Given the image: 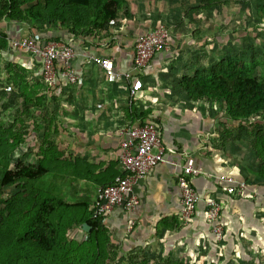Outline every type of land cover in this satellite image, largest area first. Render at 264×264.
Listing matches in <instances>:
<instances>
[{"label": "crops", "instance_id": "0c3cea01", "mask_svg": "<svg viewBox=\"0 0 264 264\" xmlns=\"http://www.w3.org/2000/svg\"><path fill=\"white\" fill-rule=\"evenodd\" d=\"M235 6L236 3L232 9L229 7L223 12L233 14ZM173 14L159 15L156 22L147 17H121L110 29L109 42L97 50L81 41L75 42L73 48L78 55L71 68L77 75L76 83L69 84L60 79L57 86L47 89L43 101L52 111V103L62 100L67 111L37 112V122H41L38 128L47 132L44 145L53 149L49 157L71 162L74 158L82 159L95 166L88 176L100 182L113 170L119 174L122 137L117 133L120 128L131 124L126 118L129 107L134 106L137 111L148 110V117L160 128L163 144L174 151L167 150L164 160L134 185L132 190L138 198L134 208L126 210L117 206L102 218L109 236L107 246L117 255V261L136 260L141 255L150 258L170 255L188 261L187 264H217L220 261L248 264L251 254L264 255V181H259L256 174L259 162L253 151L248 155V166L223 152L220 132L226 123L231 122L224 112H218L222 108L220 102L213 110L211 104L216 102L191 101L180 90V77L189 72L184 64L186 51L192 49L195 40L201 44L211 38L213 32L211 28L203 32L198 27L199 20L188 18L187 23ZM188 16L189 13L185 15ZM217 16H220L219 9L217 14L205 17L208 19L205 26ZM2 22L10 39L24 36L28 31L24 24ZM159 23L169 27L170 44L165 51L150 59L135 82L108 77L98 64L83 61L84 53L103 55L113 59L116 71H129L136 35ZM189 27L194 29L189 30ZM53 36L68 38V33L66 29L54 26L53 30L41 34L43 38ZM14 55H6V58L12 59ZM35 68L39 72L37 64ZM132 85L136 86L135 96L129 94ZM227 149L229 144L225 143ZM186 155L194 158L201 173L191 178L198 201L193 216L184 222L179 216L177 176L182 171ZM227 175L237 179L247 177L251 181L248 191L244 195L226 193L223 178ZM54 177L58 181L55 188L60 197L90 207L97 187L104 184L87 177L75 178L72 168L67 175L57 173ZM210 199L218 200L221 205L218 216L223 233L221 240L214 237L205 217ZM71 231L77 233L78 228Z\"/></svg>", "mask_w": 264, "mask_h": 264}, {"label": "trees", "instance_id": "16d2710c", "mask_svg": "<svg viewBox=\"0 0 264 264\" xmlns=\"http://www.w3.org/2000/svg\"><path fill=\"white\" fill-rule=\"evenodd\" d=\"M172 0H2L0 21L24 24L32 35L41 33L44 24L67 30L68 36L98 49L109 42L111 27L121 17L142 14L167 15ZM229 0L221 1L227 3ZM264 0H256V10L264 13ZM186 12H193L186 8ZM171 11V9H170ZM164 12V13H163ZM38 25L37 29L35 28ZM34 26V27H32ZM43 33V32H42ZM30 34V33H28ZM41 36V34H39ZM51 39H58L53 36ZM10 38L0 28V53H6ZM7 55V54H5ZM23 57V55H21ZM8 59V58H6ZM3 61L4 74L14 75L22 82L16 91L27 100L40 106L44 92L37 88L38 82L28 85L24 74L35 73L9 58ZM198 65V64H197ZM39 77H41L38 72ZM34 77V76H33ZM40 81V80H39ZM17 82V80H13ZM47 91L43 82L38 83ZM178 86L191 101L220 102L225 116L231 121H246L253 140L252 151L259 162L256 174L264 181V76L256 75L253 63L238 55H223L216 62L198 66L192 72H184ZM41 92V95H40ZM126 118L130 122L152 120L149 111H137L129 107ZM252 119V121H250ZM40 131V130H39ZM26 137L20 129L6 127L0 118V264H114L117 255L108 247L109 236L102 225L103 217L93 216V206L82 202H67L52 191L37 189L35 182L49 172L67 175L69 168L74 177L94 179L97 183L110 184L117 170L105 179L88 176L95 166L82 159L71 162L49 157L53 149L41 138V158L36 164L24 163L25 153H17ZM43 143V144H42ZM108 172V171H106ZM249 184L251 181L244 177ZM100 183V184H101ZM102 184V185H104ZM14 186L18 192L8 195L6 187ZM83 223L90 227L83 239L70 237L74 228ZM157 259V260H156ZM127 264H181L178 260H161L149 255L129 258Z\"/></svg>", "mask_w": 264, "mask_h": 264}, {"label": "built area", "instance_id": "2783aa9c", "mask_svg": "<svg viewBox=\"0 0 264 264\" xmlns=\"http://www.w3.org/2000/svg\"><path fill=\"white\" fill-rule=\"evenodd\" d=\"M170 29L164 23L140 32L133 41V62L129 71L118 72L114 61L103 55L83 54V61L98 64L108 77L114 79H127L135 82L138 73L145 68L154 55L163 52L170 44ZM39 35V34H36ZM73 37L50 39L32 34L12 38L10 46L21 53L23 60L20 64L26 69H34L37 64L40 80L48 88L58 85L60 79L69 84H75L77 75L71 68L72 61L78 53L73 48ZM136 86L129 89L131 96L136 95ZM122 137L119 148V174L110 184L100 185L96 189L93 201V216L104 217L113 208L121 206L124 209H132L138 203V198L133 192L134 185L156 164L164 160L167 150L162 142V134L159 126L152 120L135 121L118 130ZM201 173V168L195 164L193 157L186 155L182 171L177 176V184L180 189L179 216L182 221H188L194 214L198 194L191 184V178ZM223 190L228 194L241 195L249 189V183L245 179H237L233 176L223 178ZM206 220L210 231L217 240L223 238L222 227L218 222L221 205L218 200L208 201Z\"/></svg>", "mask_w": 264, "mask_h": 264}, {"label": "rangeland", "instance_id": "374dc122", "mask_svg": "<svg viewBox=\"0 0 264 264\" xmlns=\"http://www.w3.org/2000/svg\"><path fill=\"white\" fill-rule=\"evenodd\" d=\"M221 1L224 0L171 1V11L169 9L167 15L171 14L172 16H174L173 13H175L179 16L178 18H180V20L186 21L187 23L188 18L199 20L200 22L198 27L202 28L203 32H205L207 28H211V32H213V36L203 41L201 44H198V40H195L192 49L187 50L185 53V57L187 58L184 57V60L186 61L184 64L187 68H189V72H192L194 68L198 66H206L216 62L223 55H238L243 60L253 63V70L256 75L264 76V13H262L261 16L257 13L256 0H229L228 2L226 1L227 3H222ZM1 2L2 0H0V4ZM234 3H236V11H233V14L223 12L231 7ZM186 8L192 9L193 12H186ZM218 9L220 11V16H217L218 18L216 17L217 19L215 18L213 20V22L215 23L209 21V25L205 26V24H208V19H206L205 17H207V15L211 17L217 14ZM188 13L189 16L186 18L185 15H187ZM159 15L160 14H142L140 15V17H147L149 18V20H151V22H156V18ZM1 22L2 21H0V28L2 29V31L7 30L5 28V25H1L3 23ZM38 25L40 26V24L34 25L36 26V29ZM179 26L180 25L177 24V27ZM182 26L183 25H181V27ZM190 28L191 27H189V30L194 29ZM53 29L54 27H52V25L44 24L39 30L45 33L46 31H50ZM26 32L32 34V32L29 30ZM26 32L24 36L29 35ZM42 32L38 34H43ZM34 36L40 35L34 34ZM5 54H7L8 56L16 54L12 58V60L15 62H17V60H23V58L20 59V56L22 54H17L16 51H13L11 48L7 50ZM5 54L4 52L0 53L1 122L6 127L12 126L14 128L20 129L21 133L26 135L24 141L21 142L20 147L17 149V153H25L23 159L24 163L36 164L41 158V138L43 137V135L47 134V132H44V128H38L41 122H37V112H58L57 110H59V112H63L67 110H64L65 106L63 107L62 104L64 103L62 102V100L54 101V104L52 103V111H50V106L48 105V103H41L40 106H35L33 101L27 100V97L23 98L16 91L17 86L22 81L19 78L17 79V77L14 75L7 77L4 74L3 61H10L9 59H6ZM23 56L26 59V55ZM32 74L34 77L31 74H24L26 81H28V85H32L34 82L41 83L38 72L35 71V73L33 72ZM13 80H17V82H13ZM30 82H32V84ZM38 83L36 84L39 91H45L43 94L45 99V95L48 92L41 86H39ZM217 106H219V103L211 104V108L213 110H216L218 108ZM221 110H218V112L222 113L223 110ZM250 121H252V119H250ZM230 122L231 124L228 125V123H226L225 128H223L220 132L222 137H220V145H222L221 148L227 155L233 156L236 161L240 163L244 162L248 166V155L253 149V140L250 137L248 123L246 121L237 123V121L231 120ZM225 143L229 144V149L227 150H225ZM43 146L46 147L47 145ZM55 174H57V171L54 173L49 172L48 174L43 176L40 181L35 182V187L37 189L52 191L53 194L59 196V192L57 188H55V184L58 183V181H55ZM4 192L8 195H11L18 192V189H16L14 186L6 187L4 189ZM0 217L5 218V215H0ZM69 234L70 237L74 236L72 238L77 239H83L85 236L82 228H78L77 233L70 231ZM251 256L252 258L248 259V264H264V255L259 257L255 256V254H251ZM155 258L161 260L169 258L171 260H178L181 262V264L188 263V261H183L182 258H172L170 255ZM151 259L153 260L154 258ZM126 261L127 260L117 261L114 264H127ZM217 264H224V262L220 261Z\"/></svg>", "mask_w": 264, "mask_h": 264}, {"label": "water", "instance_id": "95a60500", "mask_svg": "<svg viewBox=\"0 0 264 264\" xmlns=\"http://www.w3.org/2000/svg\"><path fill=\"white\" fill-rule=\"evenodd\" d=\"M81 228H82V230H83L84 232H87V231H89V229H90V227L87 225V223H83L82 226H81Z\"/></svg>", "mask_w": 264, "mask_h": 264}]
</instances>
